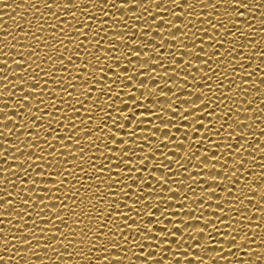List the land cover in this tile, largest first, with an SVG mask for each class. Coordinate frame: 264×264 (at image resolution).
I'll list each match as a JSON object with an SVG mask.
<instances>
[{"label": "snow or ice", "instance_id": "6c2138e0", "mask_svg": "<svg viewBox=\"0 0 264 264\" xmlns=\"http://www.w3.org/2000/svg\"><path fill=\"white\" fill-rule=\"evenodd\" d=\"M39 2L43 3L45 8L57 10L61 7L80 8L85 2L90 7L80 13L82 17L80 19H77L78 14L76 12L62 13V15L71 16L72 20L70 21L61 20L56 16V12H50L49 16L54 18L56 22L48 26L47 35L45 33V35L36 37L35 33H32V40L35 43L29 42L26 46L22 45L24 50L15 54L11 51L2 52L0 49V53L4 56H10L9 53L11 52L13 55L21 57L18 60L14 59L13 63L23 65V67L12 75L20 76L27 73L29 69L35 73L28 76L27 79L15 81L16 84L24 86L19 89V95L15 102L9 104L8 101L0 100V104L8 105L7 107H0V112L13 111L19 113L22 118L19 128L35 129V131H28L23 134V141L26 142L23 143V149L15 144H9L8 141L0 140V143L9 144V147L15 149L7 159L9 160L11 157V160L18 161L12 167L0 166V173H3L0 175V217L11 216L12 220L19 221L15 227L22 230L21 236L27 234L31 237V239H17V243L30 245L32 240L46 239L47 237H38L34 234V231H46L48 236L53 239L51 243L43 244V247L52 249L57 253L55 256L57 261L65 253H60L59 248L55 245H61L65 248L72 245L75 248L79 244H84L89 246V251L96 248L94 255L79 253L83 264L84 262H88V264H97V262L99 264H111L112 261L121 264L125 259V248L129 243L133 248L141 250L139 253H132V256L137 257L138 260H143L145 264H149V261L151 264H163L157 256L150 255L149 250H143L145 248L144 242L147 243L148 249H152L151 251L155 250L161 253L165 247L173 249L172 246L176 245L172 264H182V261H186L187 264H192L193 261H196L197 264H205L204 257L198 253L206 252L209 245H218L221 249L225 248V243L213 237L212 233L215 232L217 236L222 237L227 242L228 251L237 249L234 255H242V253L250 255L252 249H244L243 245L252 244L254 241L249 239L248 232L245 230H257L260 233V229L264 227L260 221L264 220V217L260 216L261 206L256 207L257 210L253 212V215L257 213L259 215L256 217L255 224L245 223L244 221L253 219V215L248 214L245 201L248 205L257 204L256 200L252 198L257 196L264 200V192L256 189L254 187L256 184L253 183V181H258L260 187L264 188V162L259 165L262 169L259 173H249L251 168L246 167L245 160L240 158V155L245 146L249 145V141L257 136V133L249 132L252 125L248 123V120L253 119V116L241 119L239 115L241 108H234L237 102L232 101V104L226 105V101L234 97L232 95L234 88L241 89L240 92L237 91L236 96L245 94L248 90L244 89L243 85L250 84L251 81V79L241 80L240 83L233 85L229 73L238 78L251 77L252 71L264 65V51L256 52L251 57L246 58L260 61V64H257L252 71L244 70L241 64V61L246 60L245 56H239V58L234 59V62L225 61L221 57L226 53L231 57L232 52L244 48L242 41L236 42L238 40L236 33L230 31L224 20L227 19L228 23L233 26H243L240 20L232 19L247 14L239 11V9L255 11L262 5L256 4L255 8H250L249 3H245L244 0H211V2L209 0H144L143 3L142 0H122L118 4L116 0H75L73 3H70L69 0H63L62 5L58 0H52V3H48V0H39ZM132 5L145 11H147L146 5L155 7V12L148 13V15H138L137 11L130 12L133 21L131 29H135V31L129 30V21L125 19L124 14L117 13L116 16H113L111 12L104 11L108 8L127 9ZM218 5L220 6L219 10ZM228 5L234 6L232 11L228 10ZM195 6L208 8L211 11L206 14L203 12L193 13L190 10ZM174 8L180 10L172 11ZM84 12L93 14L84 15ZM97 13H99V18H97ZM105 16L111 17V19H103ZM201 17L203 18L201 19ZM117 20L123 23H117ZM28 23L31 25V21ZM75 24H79V27H76ZM260 24H264V20H260ZM36 25V32L45 31L39 20L36 21ZM189 25L192 27L190 28ZM200 25L204 26L201 27ZM53 29L55 31H52ZM217 30L226 39H220ZM28 35V33H24L21 36L27 38ZM243 35L246 33H241V36ZM7 37V35L3 36L0 45L16 48V45L3 43L8 40ZM50 39L54 42L52 45H49ZM41 41H43L45 48H55V58L50 55L51 51L44 53V57L47 56L48 61H51L50 64L41 60L40 52L36 51ZM85 41H88V44H85ZM166 41H171V43H166ZM205 41L209 42L207 47L213 49L211 53L204 51ZM69 44L73 46L75 51L68 47ZM258 44L259 41L256 42L255 47ZM249 45V47L253 46L251 42ZM218 46L223 48V53L217 51ZM161 48H178V50L175 53L172 51L161 52ZM61 49L70 55L65 57L64 51ZM229 49L232 51L230 52ZM81 52L87 53L89 59L82 60ZM177 52L180 53L179 57L183 58L182 63H177ZM153 54H155V59L152 58ZM201 57L204 58L201 59ZM65 59L67 64L64 63ZM210 60L216 61L215 67L209 63ZM57 61H59V67L56 64ZM76 61H81L83 67H78ZM124 61H127V64ZM195 61L200 63H194ZM137 63L139 64L138 67L136 66ZM0 64L8 65V61L6 59L0 60ZM45 64H48V67H45ZM89 64L92 65L91 70ZM68 65H72V68L69 69ZM128 65H133L135 72ZM168 65L174 67L168 68ZM222 65L223 71L217 72L216 70L221 69ZM236 65H240L239 72L236 70ZM48 68H51L52 71H49ZM157 68H163L164 71L158 73ZM61 69H63L62 73ZM177 69H184L183 75ZM193 69L196 70V73L192 72ZM5 71H7L6 68H0V72ZM84 73H88V75L85 76ZM108 73H112L110 78ZM154 73L164 77L178 76L185 82L189 81L188 78L191 77L192 86L189 87L187 83L181 84L179 80H175L172 81L175 84L174 87L169 81L161 80L163 83L159 81L156 86L150 88L148 87L149 83H145V78L150 79ZM213 77L217 81L215 87L209 83V81H213ZM224 77H229L226 79L227 86L219 83V80ZM109 79L111 83L108 82ZM134 80L138 81L135 89L139 90V95L151 101L143 107L141 105L144 104V101L138 98L137 91L130 90ZM0 81H8V76H0ZM49 81L60 89L59 93L56 92V88L49 87ZM261 83H264V78H261ZM159 84H166L174 89L170 93L171 96L169 92H157ZM84 85H87V88ZM78 87L82 91L74 95L77 93ZM0 88L7 89L8 83L0 84ZM91 89H96L99 95L94 97V92ZM144 89H148V91L145 92ZM181 89H187V95L181 93ZM121 90H126L125 94L133 103H123V108L118 110L116 101L123 102L120 98ZM46 94L47 99H45ZM5 96L11 97L13 92H0V97ZM160 97H164L169 102L159 104ZM57 100L60 101L59 104H57ZM85 101L92 103L93 107L87 108L88 103L85 104ZM247 103L251 104L250 101ZM157 104H159L158 107H153ZM64 105L68 107L64 108ZM185 105L187 107H184ZM20 109L23 111L20 112ZM81 109L86 110L87 116ZM256 109L261 113L259 119L264 121L261 119L264 117V108L256 107ZM98 111L102 112L103 116H99ZM113 112L116 115H113ZM78 113L84 114V118L77 115ZM138 113L151 115L140 119ZM62 115L64 119H60ZM94 117L95 119H93ZM145 119L149 120V131L147 135L137 137V132H144L145 127H141V125H145ZM16 120V114L5 115L0 118V124ZM64 120L68 121L67 125H65ZM89 120L95 124L93 128H99L101 131L93 133L91 129L80 127ZM96 120H99L98 124H96ZM134 120H137L138 123L133 129L128 128L127 126L132 125ZM205 120L208 121L207 124H205ZM156 121L159 123L157 124ZM173 128L176 133L182 134V139L173 133ZM237 129H239V134H237ZM119 132H124L128 139L125 140L123 137L118 139L117 133ZM6 133L11 135L12 128L0 131V137ZM84 133L88 134L84 135ZM100 133H103V136ZM156 133H162V136L158 137ZM249 135H251V139H249ZM259 135L264 136V130ZM48 137L54 139L49 140ZM149 137L153 139H149ZM20 139L17 137L18 141ZM97 139L102 143L97 144ZM139 140H143L148 145L147 149L138 143ZM155 140H158L159 143L154 146L153 141ZM85 141L88 143L85 144ZM185 141L188 143L186 144ZM232 141H235L236 147H233ZM165 144L172 145L168 150L173 153L172 155H169L168 151L162 153L158 151ZM56 145H59V148ZM109 145L113 147H109ZM193 145L200 147L194 148ZM223 145L226 147L222 152L220 148ZM85 148H88L87 153ZM137 148H139V152L144 153L138 160H136ZM25 149L29 153H35V155H24ZM256 150L264 151L258 143L252 148V151ZM15 152H21V156H16ZM6 153V148H0V156H4ZM89 153H93V155L89 156ZM96 153L100 154L97 155ZM129 153L131 154L129 155ZM156 153H160V156L162 155L166 161L175 162L178 168L187 173V178H183L182 173H178L163 161L157 163L159 157ZM175 153H180V159H173L176 157ZM85 156L88 157L87 161L84 159ZM21 157L24 159L21 160ZM69 157L72 158L69 159ZM250 158L252 161L256 160L255 156ZM134 160H136L135 166ZM193 160L197 162L195 165L191 163ZM114 161L117 163L114 164ZM181 161H186L190 167H195L199 174L193 176L192 172L189 171L190 167ZM150 165L152 167L149 170ZM216 165H220V168L217 169ZM32 168L38 170L30 173L29 169ZM89 168L93 170L95 175L88 171ZM114 168L116 169L115 175H113ZM105 169H107V174ZM145 171L148 172L147 176H145ZM13 172L20 174L18 176L19 185H23V187H16V181L7 179L8 175ZM134 172L138 175L134 176ZM157 172L162 173V175H155ZM241 173L243 175H238ZM178 175L181 176L180 179L176 178ZM249 175L250 179L248 178ZM241 176H244L243 181H241ZM24 177H28V179L25 180ZM196 177H201V179L198 180ZM218 177H223V179H218ZM89 181H100V183L95 184L97 185L96 191L89 198L90 202H94H91L88 211L81 209V212L78 213L77 208L85 203V198L79 195V191L81 188L85 192L91 191L93 183ZM153 181L159 186L153 187ZM198 181L207 182V187L201 184L200 191L195 193L192 185ZM238 181H241L239 185ZM105 184L107 189L101 192ZM172 184L177 185V187L173 189ZM133 185L136 188H133ZM9 188H15V190L9 191ZM183 189L195 194L191 197L185 194L182 196ZM217 189H222L227 196L223 203L213 199L218 198ZM62 192L63 195H61ZM201 193L205 194L201 195ZM248 193H255L256 195H249ZM168 194L172 198L182 196L175 211H170ZM25 195L28 199L23 198ZM70 196L73 199L69 200ZM9 197H15V199ZM133 197L135 198L133 199ZM189 199L201 201L197 208L201 213L205 209V204L208 205V208H212V204L207 202H213L218 210L213 212L215 215L212 216V219L204 218V215H192L193 208H187L185 205V201ZM130 200L132 204L128 203ZM65 201L69 202L65 203ZM173 203H175L174 199ZM101 204L105 207H101ZM226 204L228 205L227 208L225 207ZM30 208L35 211H29ZM150 209L153 211H149ZM181 209L186 210L181 213ZM69 211L72 215L77 216V219L73 220L71 224H69L66 215ZM42 212L46 214L41 216ZM155 213H159L161 218H170V221L173 216L187 218H181L178 224H173L172 228H168L166 225L161 226L164 219L157 218ZM85 217H88V223L83 225ZM145 217L147 222L141 223L140 221H143ZM221 217L224 218L221 219ZM57 221L64 226L60 227L56 223ZM5 223L11 224V220H0V224ZM28 224L32 227H26ZM37 224L41 225L38 229L35 227ZM149 224L153 227H149ZM217 224L220 225V228L226 229L228 234L226 235L224 231H221ZM65 228L69 230L65 231ZM154 228L156 231L153 230ZM205 229L210 230L205 232ZM7 231V229L0 227V234H6ZM133 232L137 234L139 239L130 240ZM234 234H239V236ZM66 236L75 239H55V237ZM186 236L188 237L187 241ZM182 242L190 243L196 251H191L187 247L181 251L177 246ZM8 243L9 241L0 235V245H7ZM260 245L264 246V239L261 240ZM39 246L37 245V247ZM116 250H119L121 254L115 255ZM0 251H8V249L0 246ZM214 253L215 255H211L208 259L210 264L216 257L220 258L221 261L228 260V257L222 255L221 251ZM17 255H22V253ZM139 257L144 259H139ZM9 259L11 257L0 255V262ZM260 259V256L256 257L257 261ZM238 264H245V262L238 260Z\"/></svg>", "mask_w": 264, "mask_h": 264}, {"label": "bare ground", "instance_id": "6f19581e", "mask_svg": "<svg viewBox=\"0 0 264 264\" xmlns=\"http://www.w3.org/2000/svg\"><path fill=\"white\" fill-rule=\"evenodd\" d=\"M59 3H63V0H58ZM70 3L75 2V0H69ZM122 2V0H116V3H120ZM144 2V0H142V3ZM209 2H211V0H209ZM245 3H249V7L250 8H255L256 4L262 5L260 8L256 9L255 11H248L246 9H239V11L241 12H246L247 14L243 17H234L232 19H236V20H240L241 21V25H231L228 23V20L225 19L224 23L228 25L230 31L235 32L236 36L238 37V40L236 41L237 43H239L240 41L243 42L244 44V48L238 49L235 52H232L231 57H229L227 55V53L221 57V59L225 60V61H232L234 62V59L239 58V56H245L244 58L246 59L247 57H251L254 53L259 52V51H264V24H260V20H264V15H261V13H264V0H244ZM48 3H52V0H48ZM163 6V4H162ZM90 5L88 3H83L81 5L80 8H63L61 7L59 10L55 9V8H45L43 3L39 2V0H0V40L3 39L4 35H7V41H4V44L7 45H16V48H11V47H4L3 45H0V49H2V52H13L14 54L19 52V51H23V46H26L27 43L32 42L35 43V41L32 40V33H35L36 37H39L41 35H45V33L48 31V26L55 23L56 20L52 17L49 16L50 12H56V16L59 17L61 20L64 21H70L72 20L71 16H66V15H62V13H71V12H76L77 15V19L82 18L80 16V13L83 12L84 9L89 8ZM218 10L220 9V6H217ZM229 11H232L234 6L228 5L227 6ZM37 9H39V11H37ZM146 9L147 11L143 10V9H138L136 8L135 5H132L130 8L124 9V8H108V9H104V11H109L112 13L113 16H116L117 13H122L124 14V17L126 20L129 21V25L128 28L130 31H135V29H131V23L132 18L130 16V12L131 11H137L138 15H148V13H153L155 12V7L151 6V5H146ZM179 8H174L172 9V11H179ZM95 11V10H93ZM190 11H192L193 13H207L209 11H211L208 8H201L199 6H195L193 9H191ZM84 15H92L93 13L91 12H84ZM97 18H99V13L96 14ZM169 18H171V16H169ZM203 17H201L202 19ZM103 19L105 20H109L111 19V17H103ZM149 19H151V17L149 16ZM39 20L40 25L44 26L45 31L43 32H36V21ZM29 21H31V25H29ZM215 23V21H213ZM74 23V22H73ZM117 23H123L122 21H118ZM76 27H79V24H75ZM201 27H203L204 25H200ZM62 27V25H61ZM189 27L191 28L192 25H189ZM237 29H239V31H237ZM183 30V29H181ZM52 31H55V29H53ZM24 33H28V37L24 38L21 35H23ZM241 33H246V35L241 36ZM70 35H72V33H69ZM47 35V33H46ZM217 35L219 36L220 39H226L225 36L221 35L219 33V31L217 30ZM157 40H159V37H157ZM259 41V44L257 45V47H255L256 42ZM249 42H251V44H253L252 47H249ZM54 42L51 41V39L49 40V45H52ZM65 43H67V41H65ZM137 43H139V41H137ZM166 43H171V41H166ZM190 43V42H188ZM209 42L205 41V48L204 51H208L209 53H211V51L213 49L208 48L207 44ZM225 43L227 44V41H225ZM85 44H88V41H85ZM225 44V46H226ZM33 46H35L33 44ZM58 46V44H57ZM69 48H72L73 51H75V49L73 48V46L71 44L68 45ZM89 47H91V45H89ZM255 47V48H254ZM177 49H164L161 48V52H165V51H172L173 53H175V51H177ZM198 51H200V49H197ZM37 52H40V56H41V60H44L46 63L48 62L49 64L51 63V61H48V57L45 56L44 57V53L51 51L50 55L53 56V58H55V48H45L43 41L40 42L39 47L36 49ZM61 51H64V49H61ZM217 51H221V53H223V48L221 47H217ZM229 51L231 52L232 50L229 49ZM9 53L10 56H4L2 53H0V60H4L6 59L8 61V65H4V64H0V68H6L7 71L5 72H0V76H8V81H0V84L3 83H8V88L4 89V88H0V92L3 91H11L13 92V96L11 97H0V100H4V101H8V103H12L15 102L16 97L19 95V89L24 87L22 85L16 84L15 81L17 79H27L28 76L34 75L35 73L32 72L31 69L28 70L27 73L22 74L20 76H14L12 75V73L19 71L18 69L23 67V65H18V64H14L13 60H18L21 59V57L19 55H13L12 53ZM13 55V56H11ZM64 55L65 57H67L68 55H70V53L64 51ZM82 60H87L89 59V56L87 55V53L85 52H81L80 53ZM180 53L177 52V63H182L183 62V58L179 57ZM143 58V57H142ZM153 59H155V54H153ZM204 57H201V59H203ZM35 59V57H34ZM133 59H135L133 57ZM185 59H188L187 57H185ZM215 59V58H213ZM39 62V61H37ZM29 63H32L31 61H29ZM65 64H67V60L65 59L64 61ZM125 64H127V61H124ZM166 63V62H165ZM194 63H200L199 61H195ZM209 63L212 65V67H215V60H210ZM57 67H59V61L56 62ZM241 64L243 65L244 70L246 71H252V69H255L257 64H260L259 60H254V59H246L241 61ZM10 65V67H9ZM76 65L78 67H83V64L81 63V61H76ZM130 68H133V72H135V68L133 67V65H128ZM136 66L138 67L139 64L137 63ZM45 67H48V64H45ZM174 67L173 65H168V68H172ZM68 68L71 69L72 65H68ZM92 65L89 64V69L91 70ZM49 71H52L51 68H48ZM207 70V69H206ZM236 70L237 72L240 71V65H236ZM143 71V70H142ZM164 71L163 68H157V72L158 73H162ZM178 72L181 73V75H183V72L185 71L184 69H177ZM217 72H222L223 71V65L221 69H217ZM63 72V69H61V73ZM193 73H196V70L193 69L192 70ZM59 74V73H58ZM75 75V73H73ZM85 76L88 75V73H84ZM112 76V73H108V77L110 78ZM197 76L199 78V74L197 73ZM221 76H223V73H221ZM229 77L232 80V84L235 85L237 83H240L241 80H248L251 79V81L249 82L250 84H245L243 85L244 89H247L248 91L240 96H236L237 91L240 92L241 89H233L232 91V95L234 97L229 98L226 101V105L228 104H232V101H236L237 103L234 105L235 107H239L241 108V113H239V115L241 116V119H244L245 117H249V116H253V119H249L248 123L252 125V127L249 129V132H255L257 133L256 137H253L251 139V135H249V139H251L249 141V145L245 146V149L243 151V153L240 155V158L245 160V165L247 168H251L249 170V173H259L262 169L259 167V165L264 162V151H252V148L255 146V144H259L261 149H264V136L259 135V133L264 130V121H261L259 119V117L261 116V113L258 109H256V107L259 108H264V83H261V78H264V65H261L260 67H257L255 71H252V75L251 77L248 76H244V77H236V76H231L229 73ZM229 77H224L221 78L219 80V83L221 84H225V86H227L228 82L226 81L227 78ZM189 81L185 82L183 80L180 79V77L178 76H172V77H164L163 75H157V74H153L152 77L149 78H145V83H149L148 87H154L158 84L159 81L163 80V81H169L170 84H173V86L175 87V84L172 81L175 80H179V82L181 84L183 83H187L189 85V87L192 86L191 84V77L188 78ZM163 81H161V83H163ZM109 83H111V80H108ZM216 78L213 77V81H209V83L213 84V87H215V83H216ZM127 83V82H126ZM138 83L137 80H134L133 82V86L130 90H134L137 91L136 95L138 96V98L141 101H144V104L141 105V107L149 104L151 101H149L146 97L140 96L139 95V90L135 89V85ZM49 87L50 88H56L55 85H53L51 83V81H49ZM85 88H87V85H84ZM94 92V97L98 96L99 93L96 89H91ZM80 91H82V89L80 87H78L77 89V93H74V95L78 94ZM126 90H121V99L123 102L121 101H116V105H117V109H122L123 108V103H133L132 101H130L128 99V96L125 94ZM145 92L148 91V89H144ZM160 91H165V92H169V95L171 96V92L174 91V89L170 88L169 86H167L166 84H159V87H157V92ZM259 91V92H257ZM56 92L59 93L60 89L56 88ZM181 93H184L185 95H187V89H181ZM179 95V93H178ZM93 97V99H94ZM45 99H47V94L45 96ZM247 101H250L251 104H248ZM169 101H166V99L164 97H160V101L159 104H163ZM35 103V101H34ZM60 101L57 100V104H59ZM73 103H75V101H73ZM88 101H85V104H87ZM159 104L157 105H153V107H158ZM7 104H0V107H7ZM67 105H64V108H67ZM77 107H80L79 105H77ZM87 108H92L93 104L92 103H88L86 105ZM184 107H187V105H185ZM245 107L249 108L246 109ZM255 109V111L253 112V110ZM20 112L23 111V109L19 110ZM81 111L85 112V116H87V112L85 109H81ZM109 111H112V109H109ZM129 111H131V109H129ZM247 111V112H245ZM16 114L17 115V120L16 121H7L6 123H2L0 124V131H4L6 128H12V133L11 135H8L7 133L0 137V140H4V141H8L9 144H15L17 145V147L23 149V143H26L23 141V134L25 132L28 131H35V129H28V128H19V123L20 120L22 119L19 116V113L17 112H13V111H9V112H0V118L4 117L5 115H13ZM97 114L99 116H103L102 112H97ZM77 115H81L82 118H84V114L82 113H78ZM113 115H116L115 112H113ZM138 117L140 119H144L145 116H150L151 114L149 113H144V114H137ZM60 119H64L63 115L60 117ZM95 119V117L93 118ZM261 119H264V117H261ZM205 124L208 123L207 120L204 121ZM231 122V121H229ZM37 123H39V121H37ZM53 123H55V121H53ZM65 125L68 124L67 120H64ZM99 123V120H96V124ZM138 123L137 120H134L132 125L127 126L130 129H133L135 127V125ZM156 123L158 124L159 122L156 121ZM144 124L145 125H141V127H145L144 128V132L140 133L137 132V137H140L141 135H147V132L149 131L148 125H149V120L145 119L144 120ZM15 125V127H14ZM81 128H88L91 129V131L93 133L97 132V131H101V129L99 128H93L95 127V124H93V121L89 120L86 124L80 125ZM163 127V126H161ZM171 127V126H169ZM243 130V129H241ZM106 131V130H104ZM113 131H115L113 129ZM126 131V130H125ZM173 133H175V135L182 139V134L181 133H176L175 129H172ZM202 132L204 130H201ZM88 133H84V135H87ZM237 134H239V129H237ZM41 135L43 136V132L41 131ZM101 136H103V133H100ZM156 135L158 137L162 136V133H156ZM17 137H20L21 139L18 141ZM120 137H123L125 140L128 139L127 135L124 132H119L117 133V138L119 139ZM49 140H53V137H48ZM95 139V138H93ZM149 139H153L152 137H149ZM175 139V138H174ZM192 139H195V137H192ZM242 142V141H241ZM88 142L85 141V144H87ZM97 144H101L102 142L97 139L96 140ZM139 144L143 145L144 148L147 149L148 145L144 143L143 140H139L138 141ZM157 143H159L158 140L153 141V145L155 146ZM185 143L187 144L188 141H185ZM233 143V147H236L237 145L235 144V141H232ZM9 144H2L0 143V148H6L7 149V153L4 156H0V166L4 167V168H8V167H12L13 165L17 164L18 161L15 160H11V157H9V160L7 159L8 156H11L13 154V152L15 151V149L9 147ZM57 148H59V145H56ZM101 147H103L101 145ZM109 147H113L112 145H109ZM172 147V145L170 144H165L164 146H162L158 151L159 152H167L170 148ZM194 148H199L200 146L197 145H193ZM226 145H223L220 148V151H224L225 150ZM115 150V149H114ZM93 151L95 152V149H93ZM85 152H88V148H85ZM28 154H33L35 155V153H29L26 149L24 150V155H28ZM97 155H99L100 153H96ZM131 153H129L130 155ZM169 155H172L173 153L171 151H168ZM16 156H21V152H15ZM57 155H59V153H57ZM89 156L93 155V153H89ZM144 155V153L139 152V148H137V157L136 160L139 159L140 156ZM157 157H159V160H157V163H159L160 161H163V163L167 164L169 167L175 169L178 173H182L183 178H187V173H184L182 169L178 168L177 165L175 164V162H169L164 160L163 156H160V153H156ZM176 157H173V159L175 160L180 159V153H175ZM150 156H152V154H150ZM251 156H255L256 160L252 161L251 160ZM72 157H69V159H71ZM153 158H155L153 156ZM21 160L24 159V157L20 158ZM85 161H87L88 157L85 156L84 157ZM237 159H239V157H237ZM136 160L133 161L134 166L136 165ZM182 163L186 164V166L188 165V162L186 161H181ZM114 164L117 163L116 161L113 162ZM193 165H195L197 162L195 160H193L191 162ZM68 167H71V165H68ZM87 167V164H86ZM145 167L147 168V165H145ZM152 165L149 166V170L151 169ZM217 169L220 168V165H216ZM38 169L36 168H32L29 169L30 173H33L34 171H36ZM75 171V170H74ZM88 171L92 174L95 175V173L93 172V170L91 168L88 169ZM113 175H115V171L116 169H113ZM189 171L192 172L193 176L198 175L199 173L197 172V169L195 167H190ZM243 171V170H241ZM105 173L107 174V169H105ZM82 174V173H81ZM0 175H3V173H0ZM20 174L18 173H10L7 177L8 180H12V181H16V187H23V185H19V180H18V176ZM45 175H47V173H45ZM133 175H138V173H133ZM148 175V172L145 171V176ZM155 175L157 176H161L162 173L157 172L155 173ZM238 175H243L238 174ZM245 175H247V173H245ZM177 179H180L181 176H177ZM248 178L250 179V175L248 176ZM25 180L28 179V177H24ZM103 179V178H102ZM196 179H201V177H196ZM218 179H223V177H218ZM244 176H241V181H243ZM241 181H238V185L241 183ZM93 183V188L91 189V191L89 192H85V190L83 188L80 189L79 191V195L83 196L85 198V203L80 205L79 208H77V212H81V209H83L84 211H88V209L91 207V202L94 201H89V198H91L92 193L96 191V186L95 184L100 183V181H96V182H91ZM73 183H75L73 181ZM253 183H255L256 185L254 186L256 189H258L261 192H264V188H261L259 185L258 181H253ZM201 184H203L204 187H207V182H202V181H198L196 184L192 185V188L195 190V193H198L200 191V186ZM152 186L153 187H158L159 185H157L155 183V181L152 182ZM77 187H79V185H77ZM133 188H136L135 185L132 186ZM171 187L173 189H175L177 187V185L172 184ZM107 189V185L105 184L103 186V188L101 189V192H103L104 190ZM15 188H9V191H14ZM65 191H67L65 189ZM235 191V190H234ZM217 196L218 198H213V199H217V202L219 203H223L226 199L227 196L226 194L222 191V189H217ZM195 193L193 192H188L187 189H183L182 190V196L183 194L191 197L192 195H194ZM220 193V194H219ZM64 193L62 192L61 195H63ZM205 193H201V195H204ZM249 195H256L255 193H248ZM15 195V194H14ZM182 196H177L175 198H172L170 194H168V199H169V204H170V211H175L176 208L179 206L178 203L181 201ZM10 199H15V197H9ZM24 199H28V197L25 195L23 197ZM135 197H133L134 199ZM254 200H256L257 204H250L248 205L247 202L245 201V205L248 207L247 211L249 215H253V212H256L257 208L256 207H260V216L264 217V200H261L260 197H252ZM73 199L71 196L69 197V200ZM173 199L175 200V203H173ZM69 201H65V203H68ZM201 201H195V200H187L185 201V205H187V208H193V212L191 213L192 215H204V218L207 219H212L213 215H215V211H217L218 209H216V205L213 202H207L209 204H212V208H208V205L205 204L204 207L205 209L203 210V212L201 213L197 208H198V204ZM31 203V201H30ZM71 203V201H70ZM129 204H132V201H128ZM101 207H105L103 204L100 205ZM121 207H123V205L121 204ZM163 207V206H162ZM225 207L227 208L228 205L226 204ZM197 209V210H196ZM126 210V209H125ZM186 209H181V213H183ZM29 211H35L34 209H29ZM149 211H153V210H149ZM46 213L42 212L41 216H44ZM94 214V213H93ZM67 215V219L69 224L72 223L73 220L77 219V216L72 215V213L69 211L68 213H66ZM89 215L91 216V213H89ZM133 215H135L133 213ZM156 217L159 219H164V223L161 225L163 226H167L168 228H172L173 224H178L180 222L181 218H187V217H176L173 216L171 217V221L170 218L167 217H160L159 213H155ZM259 214L257 213L256 215H253V219L251 221H244L245 223H252L255 224L256 222V217ZM233 216H235V213H233ZM224 217H221V219H223ZM30 219V218H27ZM139 219V218H138ZM203 219V218H202ZM0 220H11V224H0V227H3L5 229H7V233L6 234H0L3 235V238L8 240L9 243L7 245H0L2 247H4L5 249H8V251H0V255L2 256H7V257H11V259L4 261V262H0V264H83V262L80 260V255L79 253L83 252L87 255H94L96 252V248H92L91 251H89V246L84 245V244H79L78 246H76L75 248H73L72 245H69V247L65 248L61 245H55V247L59 248L60 253H65V255H62L60 260L57 261L55 259V256L57 255V253H55L52 249H45L43 247V244L45 243H51L52 242V237H49L47 232H38V231H34V234L37 235L38 237H47L46 239H39V240H32V243L30 245L28 244H18L17 243V239H31V237L27 234L21 236V232L22 230H19L15 227L16 224L19 223V221L16 220H12L11 216H7V217H0ZM130 223L132 221H129ZM138 222V221H137ZM141 223H146L147 222V218L145 217V219L143 221H140ZM262 224H264V220L260 221ZM60 227H63L64 225L57 221L56 222ZM88 223V217H85V220L83 222V225H86ZM93 223H95V221H93ZM195 223V222H193ZM82 225V226H83ZM26 227H32V225L28 224L26 225ZM37 229L39 227H41L40 224H37L35 226ZM75 227V226H73ZM149 227H153V225L149 224ZM217 227L220 228V225L217 224ZM69 229L65 228V231H68ZM154 231H156V229H153ZM210 229H205V232H208ZM221 231H224L225 234L227 235V231L226 229L220 228ZM77 231H79L77 229ZM185 231H187L185 229ZM248 232V236L249 239L254 241V243L252 244H244L243 248L244 249H252V252L250 255L248 254H237L234 255V253L237 251V249H232L231 251L227 250V245H226V241L223 240L222 237H219L216 235L215 232L212 233L213 237H215V239L220 240L222 243H225L224 245V249H221L218 245H209L208 249L206 252H200L198 253L199 255H202L204 257L205 260V264H210V262L208 261V259L210 258L211 255H215V251H221L222 255L228 257L227 261H221L220 258L216 257L213 258V262L212 264H238V260H243L245 262V264H264V246L260 245L261 240L264 239V227H262L260 229V233L257 230H253V231H248L247 229L245 230ZM151 235V234H150ZM237 235V237L239 236V234H234ZM13 237H16V239H13ZM55 239H67V240H73L75 238L73 237H55ZM131 239H139V237L137 236V234L135 232L132 233V236L130 237ZM186 241L188 239V237L186 236ZM66 243V242H65ZM145 243V248L143 249L144 251H150L149 254L150 255H155L157 256L158 260H160L161 262H163V264H172V258L174 255V251L176 248V245H173L172 248H167L165 247L164 251L161 252H157L155 250L151 251L152 249H148V245L146 242ZM37 245H40L39 247H37ZM177 247L180 248L181 251H183V248L187 247L189 248L191 251H196L194 248H192L190 243L187 242H182L180 245H178ZM262 247V248H260ZM139 251H141L140 249H136L133 248L131 246V244L129 243V245L125 248V259L121 262V264H145V262L143 260H138L137 257L132 256L133 252L139 253ZM251 251V250H249ZM18 253H22V255H17ZM115 255H120L121 253L119 252V250H116ZM105 255H108L107 253H105ZM260 256L261 259L259 261L256 260V257ZM139 259H144L143 257H139ZM84 264H88V262H84ZM97 264H99V262H97ZM111 264H116L115 261H112ZM149 264H151V261H149ZM182 264H187L186 261H182ZM192 264H197L196 261H193Z\"/></svg>", "mask_w": 264, "mask_h": 264}]
</instances>
